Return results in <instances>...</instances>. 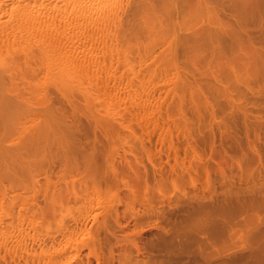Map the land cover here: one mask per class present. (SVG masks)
Masks as SVG:
<instances>
[{
	"label": "rangeland",
	"instance_id": "374dc122",
	"mask_svg": "<svg viewBox=\"0 0 264 264\" xmlns=\"http://www.w3.org/2000/svg\"><path fill=\"white\" fill-rule=\"evenodd\" d=\"M3 1L6 4V8L8 9L12 4L11 2L14 0ZM133 1L130 0L131 3ZM146 1L149 4H146ZM150 1L151 0H141L140 3L139 0L140 6L137 5L138 0L137 2H135L136 4L133 3V5L130 2H127L125 4L123 3L124 6L128 4L126 9H129L128 11L124 9L126 8V6H123V9L118 8L117 5L113 7L114 11L117 7V12L115 11L116 14L120 9L121 12H123V14H121L119 11V14L121 16L117 14V17L121 18L122 16H124V11L128 14L126 13L125 18H123V26L121 24V21H123L121 20L122 18L120 20L118 18L115 24V27H117L120 23V25L117 27V30L122 29V33L125 32L123 33L125 36L122 38V41H120L119 38L121 39L123 35L121 36L117 33V37L120 35L117 40L115 36L116 34H112L113 28L111 27H114V25L107 27L108 30H106L105 28V32L110 33L111 31L112 35L107 33L109 37L106 39L103 38V42L105 40L108 41V39L110 38V42L108 41V43H105L107 42L105 41L104 43L107 46L110 43L109 48L112 46V53L111 51L108 53L111 54L110 58L112 57L113 59H116V61L114 60L115 62H113V66L110 59V62H106L108 63V65L106 64V67H108L110 63L111 67L113 68L110 69L108 67L110 71L104 70L106 68L104 66L105 68L96 67L97 69L94 67L97 73L94 71V68H91V70L90 68H85V70H87L86 72L80 69L83 68L80 67V65H76L75 69L73 70L74 67H71V65H69V63H67V61L65 62L64 60L70 57L72 60L78 63L80 60H83L85 58V53L78 50H75V52H73L72 45H70L71 43H69V41L67 40H64L66 42H63L62 40V44L61 42L58 43L57 41H55L54 44L50 43V46L48 48L53 46V49H46L49 42L46 43L47 46H43L45 49L42 47L44 50H48L47 55H49V58H52V56L57 53H55V50H58L59 54L54 55V57H57L56 59H54L58 61V63L54 62L55 60H52L54 62L53 63L52 61H50L51 59H49L45 55V53L41 54L39 52L40 50L41 52H43V49H41V47L34 48L37 47L40 43V40L36 39H45V37H43L45 35L41 34L38 30V32L36 30L35 31L40 34L35 35V33H33V36L35 37H28V43L27 39L25 38V42L23 41L24 39L22 41L21 39L19 40L21 41V43L24 42V44H28L27 47L20 42L15 44V47L14 45H11L10 48L14 47L13 50H10L8 48L9 46L5 47L10 50V53L8 52L10 56L7 53L4 54L3 58L6 55L4 59L0 58L2 60L6 59L5 62L3 61V63H0V67L5 63L6 65L11 66L13 69L12 72H10L9 69L8 72H5L3 70L5 73H8V75L12 73L11 76L14 75L17 71L18 72L15 76L16 79L14 76L12 78H10V76L9 78L5 79V77H7L8 75L6 76L3 71L1 73H3V76L5 77L0 74L4 79V84H7V82L5 83V80L7 81L8 79L17 80V82L14 80V83L11 82L12 80H8V83H11V87H8V85L5 87L4 85H2L3 87L0 86V96L3 93L5 97V99H2L0 97V103L1 101L4 103V109H6L7 107L6 110H8L10 114L3 109L4 106L0 107L1 109H3V111H0H2V113L4 112L6 114V117L8 116V114L10 116L11 113L13 114L12 108L14 107H12L11 105L15 106L14 103H19V99H16L15 97V94L17 95V91L20 94L22 92L21 95L19 94L20 96L17 95V98L20 97V100L25 101V96L27 95L29 99H26V102H33V104L29 103V106L27 108L25 104L24 106L21 103L17 105L18 107H21V109H28V113L29 111H32L33 113L37 109V111H39L38 113L41 114V112H43L42 110L45 108L43 107V104L44 106L46 104V107H50L47 109L52 108L54 109V111L56 110L57 115L54 114L55 121L57 120L58 122L63 119L65 121L63 122L64 124L67 122V126L65 127L71 125V127L75 126L78 130L80 129L79 131H76V128L74 127L75 131L73 132V129L71 130L69 128V130H71L69 131V133L73 132V134H76H74V137V135L72 136L71 134V136H69V133H67L68 131L66 130H64L66 131V133L64 134L63 129H61L62 126L59 127L58 124H55V126H57V129H61V137L57 135L58 138L56 140L59 139V141H62V137H65V139L63 140L65 142L67 141L68 146L70 147L68 152H70V150L72 149V145L73 148H76V144H78L82 140L81 143L87 145L86 146L82 144L83 146H86V148H88L90 147L89 145H91L93 150H96L95 153L93 152L95 154L94 156L96 160H94L95 163L93 162V160H91L90 162L89 160H87L89 166H87L88 163L86 162V160H84L83 164L82 160H80V163L78 164L77 161L79 160V158H82L81 156L78 157L77 161L74 160V162L76 161L75 165L72 164L74 162H71V160H69V162H71V166H73L76 170L68 164L69 162H66L68 160H65L64 162L63 160H61V164L59 161L53 160L55 162V166L53 165V162H50V164L52 165L46 164L47 167L51 166V181L48 184V188L52 190L51 195L53 194V190L55 191V195H53V197L49 196V191L51 190H48L47 193L42 194V190H40L41 192L37 191L35 193L33 191L34 187L31 188V186L36 185L33 184V176L35 175H37L36 180L39 183L37 184V186L40 185L37 188H42L46 184L43 173L39 172L41 169L34 170L37 168H35V166H38L37 164H35V166H24V168L28 169L27 171L24 168V170H22V166H20V169L22 171H17L15 170L16 166H14L15 168H13V170L14 172H17L19 180L17 179L18 182L15 181L16 184H14L16 190L12 189V192L11 190L10 192L8 190V188H10V183L6 178L8 174L2 171L3 173H1V175H4V173L7 174V176L5 175L6 177L4 176L5 180L7 181L3 179V175H0L2 177L1 180L3 183V186L0 184V187H4L5 185V189L0 188V264H51V262L52 264H58L59 260H61L59 264H264V41H262L264 40V0H193V2L191 3H195L196 5L197 2L198 9L194 4L193 5L196 8H193L191 3L190 4L192 7L188 5L189 1H186V3L188 2V4H186L184 2L185 0H153L151 1L152 3ZM124 2H126V0ZM142 2L145 3H143L142 5ZM176 2H178L179 4ZM180 2H183L182 5L185 4L186 6H181ZM120 3L119 6L122 7L123 4ZM153 3H155L156 6L155 4L152 6L151 4ZM198 3H203V6L198 5ZM225 5H228L229 7H226H228V9H231V11L234 10L233 13L237 14L235 15L231 13L230 10L226 12L227 9L225 8ZM138 6L140 9H138ZM146 6H148L149 8H146ZM179 6L181 9L179 8ZM154 7L156 8L154 9ZM218 7L220 8V10H217L219 9ZM222 8H224V11ZM145 9L154 11L153 13L149 12L151 15L154 14L152 16L150 15L153 19L150 22L151 24H148V18L145 19V16L143 17V13L146 14L145 11L143 12V10ZM157 10L159 11V13H157ZM209 10L211 12L213 11L212 13H214L215 11L214 16ZM160 11H164L163 14ZM200 11L201 15L199 14ZM217 11L220 12L217 13ZM205 14L207 17L205 16ZM4 15L1 14V20L3 18H7V15ZM223 16L226 18V20ZM231 16L234 17L232 18ZM238 16H240V18ZM209 17L212 20L209 19ZM218 17L220 20L218 19ZM168 18L170 20H167ZM213 18H216V20H214ZM222 18L223 21H221ZM118 20L120 22H117ZM226 21L228 24H226L225 27V24L222 25V23ZM161 22L162 24H164L162 25ZM183 22L186 26L183 24ZM146 24L147 27H145ZM137 25L139 26L138 30L136 29ZM120 26L122 27L120 28ZM245 26L251 31H247ZM250 26H254L253 29L249 28ZM37 27H41V24ZM115 27L113 29V32H115L114 30H116ZM148 27H150L151 29ZM170 27H172V31ZM146 28L148 29V32H151H149L150 34L147 32ZM157 28L162 31H159ZM194 29L197 31H195ZM244 29L245 31H242ZM169 30L170 32H168ZM235 30L237 32H235ZM35 31L33 30L32 32ZM207 31L210 32L209 35H212V33H218V31L220 33L222 32V35H219V33L217 34L218 36L212 35L214 38L212 36L208 37ZM156 32H158L159 35ZM198 32L201 34H199ZM106 33L105 35H107ZM236 33L238 35H236ZM20 34L22 36L25 35L22 31ZM131 34L133 36H131ZM137 34L138 38H136ZM180 35H183V37ZM201 35H203L204 37ZM223 35L225 36V38ZM114 36L117 42L116 40H114ZM149 36L151 37V39ZM168 36H170L171 41L169 40ZM196 36H198L197 39ZM249 36H251V39H248ZM0 37H2V35H0ZM178 37L180 38L181 43L185 41L187 42V45H185L186 43H183L182 45L178 44L180 43ZM29 38H32L33 40H31L33 42L30 41ZM184 38L187 39V41ZM194 38L197 40V42ZM46 39L48 40L47 37ZM157 40L160 41V44ZM44 41L46 40H43V43L41 42L39 46L46 45L44 44ZM169 41L170 45H168ZM189 41L191 43L193 42L192 46L196 43L195 47L197 46V48L192 47L193 49L191 51V45H188L190 44L188 43ZM198 41L200 42V44L198 43ZM29 42L32 43L31 46H33L34 50L31 49V51H34V55L32 54L33 52L30 51V48L32 47L30 46ZM50 42L52 41L50 40ZM157 42L159 45L156 44ZM235 42L238 44H236ZM56 43L57 45H55ZM118 43L121 47L118 45ZM214 43L217 44L214 46ZM222 43H226V45ZM18 44L20 46H18ZM35 44L36 46H34ZM59 44L62 45V49L61 46L60 48L58 47ZM65 44H67V46ZM128 44L130 46V48L128 47L129 50L133 51L134 49L132 54H128L131 56L130 63L126 62V60H129V56L126 55V53L130 52L128 51V49L126 52V46H128ZM197 44L200 46H198ZM16 45L17 47H19V52L21 51V49L23 50L24 47H26V49L29 47L28 49L31 53L27 55V59L30 57L28 60L21 59V56L24 54L23 52H20L23 53L20 54L18 51H14L17 50ZM63 45L64 47H66L63 48ZM115 45H117V47ZM204 45L207 47H205ZM234 45L236 46L235 50ZM122 46H125V49H123ZM210 46L211 49L209 48ZM213 46L214 48H216L213 49ZM140 47L141 49L143 48V50H140ZM167 47L169 48V50ZM198 47L202 49V52L203 50L205 52H200L201 50H199ZM5 48L3 47V49ZM109 48L107 51L110 50ZM217 48L219 49V51ZM226 48L228 49L225 50ZM35 49H39V51ZM117 49L120 50L119 53L117 52ZM177 49H179L180 51ZM194 49H197L201 54L199 55V53ZM69 50H71L72 52ZM244 50L245 52H241ZM249 50L251 53L249 52ZM12 51H14L15 53ZM36 51H38L41 55L44 54L47 58L45 56L44 58L43 56L39 57L41 55H39L38 52L36 53ZM49 51H51V54H49ZM167 51H170L169 54H171L172 56L168 55ZM190 51L194 55H191ZM222 51L224 52L223 56L225 54L226 56H222ZM3 52L6 53L7 51L3 50ZM17 52L20 54L18 55L19 57L15 56ZM52 52H54V54ZM177 52H179L180 55H178L179 53ZM196 52L199 56H196ZM217 52L221 56H219ZM35 53L37 54V56L39 55L38 58L37 56H35ZM120 53H122L121 55L123 56H121ZM202 54L203 56H201ZM229 54L232 58H228ZM2 55L3 53L1 54V57ZM59 55H62V57H64L65 55L66 59L62 58L60 60L61 56L60 58H58ZM189 55L192 57H190ZM216 55L217 58H222V61H217L218 59L216 58ZM252 55L253 57L251 58ZM14 57L17 59L14 60ZM32 57L34 59H31ZM126 57L128 58L125 59ZM193 57H195L194 60ZM248 57L252 59L253 63L249 61L250 59ZM196 59H198L199 61L197 60L198 62H196ZM207 59L208 61H210L208 62ZM231 59L234 61L232 64H230L232 62ZM234 59L236 61L240 60V62H236ZM253 59L256 60L254 61ZM2 60L0 62H2ZM16 60L17 62L15 63ZM37 60L40 62H36ZM46 60L49 61V65L47 64V66ZM227 60L229 64H227ZM34 62L39 64L37 65L38 68L37 66H34V64H36ZM59 62H61L62 64H60ZM63 62L67 65H65ZM56 63L60 66H63L64 64L66 66V70L68 69L67 72L70 71V73L68 72L70 77H72L73 75L72 71L75 72L76 69L79 68L78 71L80 72H75L77 75L81 73V75L78 76L79 79L82 80L80 81L82 83L76 81L78 84H81H79V86L76 83L79 88L75 84L71 86L72 81H74L72 80L73 78L70 79L72 81H70L69 83H67L69 80L66 82L63 81L66 78L57 81H63V84L61 82L59 83H61L62 85L67 84L65 86H60L58 83L56 85V82H53L55 81V79L53 80V77H55L57 80L58 78L56 76L59 75L60 71V67ZM222 63L225 64L223 65ZM237 63L239 66L237 65ZM248 63L250 65H247ZM44 64L46 68L44 67ZM127 64L128 66H130L129 64L132 65L135 73L131 71L132 68H129ZM234 64H236L238 67H236ZM6 65L5 67L3 66L4 69L7 68ZM40 65H43V67ZM53 65H55V67ZM150 65H153L154 67L152 66L150 69ZM241 65L243 66L244 70L238 69ZM244 65L245 67H247L245 68ZM57 66L59 70L58 68L56 70ZM48 67H51L54 71L52 69L49 70ZM139 67L141 68L139 69ZM146 67L150 70H148ZM33 68H35L36 71H33L35 70ZM126 69L130 71V74L134 73V75H136L137 77L141 76L143 77V79L145 78L144 82L142 83L141 81L143 79L140 80L141 77L138 80L142 84L143 88L146 86V88H144L145 90L143 89L144 91L140 89L142 88L140 83L132 84V86L134 85V88L131 89L130 84L132 80H137V77L134 78L132 77L134 75H130L129 73H127V71L125 72ZM137 69H139L138 73ZM88 70L91 72L93 70V72L90 73ZM116 70H119L117 73L118 77L121 76V74H123L125 77H122V75L121 79H113L115 78L114 75L116 74L114 73L117 72ZM236 70L238 74H235ZM13 71H15V73H13ZM83 72H85V75L87 77H89L88 73L92 74V76L93 73H95V75L97 74L96 76L100 74L99 77H101L102 80L99 77L98 80H91V76L88 78V80L83 75ZM108 72H111L110 74H112L111 76L113 77L108 76ZM232 72H234V74ZM68 73H66L67 75L65 76L69 78ZM75 73L74 77L76 78L74 79L76 80L78 79V76H76ZM26 74L28 75L26 76ZM39 74L43 75V77ZM47 74H50L51 76H48ZM53 74L56 76H54ZM20 75H22V77ZM23 75H25L26 77H23ZM128 75H130V77H128ZM18 76L22 78H20V81L17 79L19 78ZM161 76L162 78L167 76V79H162ZM109 77L112 78L114 82ZM126 77L130 78L129 80L127 78V82H129V85L126 84L127 82H125ZM156 77H158L159 79ZM23 78H26L25 81L23 80ZM27 78L29 79L28 81ZM146 78L149 81H151L152 78L156 80V83L157 81L158 83L160 82L159 84L155 83L156 85H153L156 89V94L154 93V89L152 88L151 83L153 82H149L151 87L147 86L149 85V83H147V85L145 84V82L148 81L146 80ZM86 79L88 80L89 84H85L87 82ZM109 79L111 81H108ZM117 79L118 81L115 82ZM2 80L0 81V84H2ZM119 80L121 81V83ZM83 81L84 86H82ZM165 81L167 82L165 83ZM182 82L184 83V85H182ZM117 84H122L123 87L124 85L125 87L127 85L128 89L130 87L131 90H129H133V94L137 96L136 98L139 97L141 99V102L140 100L138 101L132 96L134 99L130 97L129 100H136L137 103H128L129 101L126 103L124 100L128 98L127 96L133 94L132 92L129 93V91L126 95L125 90L127 88L125 89L121 86L122 93H124L122 94L121 91L119 92L120 86ZM137 84H139L140 87H137ZM48 85L50 86V88ZM12 86L16 89L14 93L13 91L15 89H13L12 91ZM95 86L96 88L97 86H100L98 91L97 89H94ZM149 87L152 89L153 94L150 93L151 89ZM6 88H10L8 89V92ZM71 88L73 91H75L76 89L77 92H73ZM84 88L87 90H84ZM115 88L116 91H118L117 93L115 91ZM68 89H70V92L68 91ZM50 90L52 91L50 92ZM57 90H59L58 93ZM145 91H147V93H145ZM68 92L69 94L67 97ZM101 92H103L104 94H102ZM148 92L150 93V95ZM84 93H86V95ZM107 93L108 95H106ZM23 94H26L24 95V99H22ZM90 95L93 96L91 97ZM125 95L126 97L123 98ZM151 95L152 99L150 98ZM155 95L156 97L154 98ZM84 96L86 99H84ZM89 98L93 101H90ZM109 98L112 99V101ZM117 98H123L122 102L120 101V99L119 101H117ZM34 100H36V102ZM153 100L154 103L152 102ZM91 102L93 103V105L95 102V105H91ZM141 103L147 108L144 107ZM130 104H137V106L140 104L142 105V107L140 106V108L138 106V109L135 108V111L131 110V107L129 108ZM26 105H28V103H26ZM60 105L62 108L60 107ZM33 107L36 108L35 111ZM40 107H43V109ZM54 107L57 108L55 109ZM121 107H124L123 109L126 111H121ZM47 109L45 108V111L41 115L37 113H35V116L34 113L32 115L31 113L28 114L31 115L29 120H31V118L34 116V120L32 118V123L31 121L29 122L27 120V113L25 117H22L23 119L19 117L21 118L19 119V121L24 120L21 121L22 123L26 120V122H29H27V124L30 125L31 129H38L41 120L46 122L47 119L49 129L53 130V124L49 122H54V120L52 119L53 116L51 113H49V111H47ZM58 109L59 111H61L60 113H57ZM14 111H16L15 108ZM20 111H16V114L20 113ZM131 111L135 112L133 113ZM64 112L66 113L65 116H63ZM147 112H153L154 114H150ZM4 116L5 115H2L1 117L3 118ZM56 116H60L61 119L59 118L60 120H58ZM6 117H4L3 119L5 120ZM14 117H16V115ZM14 117H12V119ZM147 117H151L154 122H152L153 120H151L150 118L149 119L151 121L148 120ZM12 119H10L9 116L8 119H6L7 122L0 119L2 121L1 125H3L4 127V129L2 127L3 132H0V134H2L1 136L5 137L7 135L4 134L5 132L8 133V131L6 130V127L8 126V128L10 127V135L12 138H14V141L16 140L17 142H20V139L22 140V142L18 143L17 146H19L21 149L23 147L31 146L30 138H26L25 136V130L29 129L27 124L26 127L23 124V126L17 127L19 122H16V120ZM36 120H38L39 122H36ZM146 120L152 122V124ZM13 121L17 123V128L15 127L16 130L12 129L14 127L13 125L15 124ZM33 121L37 124L35 123V125ZM155 122L158 125H156V127L153 125L155 124ZM147 123H149L150 125ZM31 124L34 125L31 127ZM59 124L62 125L60 122ZM43 127H41L40 124L39 129H42ZM17 130L19 131L17 132ZM12 133L14 134L12 135ZM66 136L68 140L66 139ZM70 137H72V139L74 138V144L77 142L75 145L71 143L72 140L69 139ZM8 138L9 137L6 136V139ZM17 139H19V141ZM51 139L53 140L54 137H51ZM76 139L81 140L78 142V140ZM41 140L43 139L41 138ZM46 140L44 141L48 143V136L46 137ZM6 141L9 142V140ZM14 141H11L12 144ZM68 141L70 142V144ZM12 144H10V147ZM12 147L14 146L12 145ZM81 147L82 146L79 145V149H81ZM52 148H54V151L56 152L55 147L53 146ZM86 148H84V150ZM90 148H88L87 151H89ZM74 151L77 152L76 150ZM80 151H82V149ZM50 153L48 154L50 155ZM80 153H82V155L84 154L83 152ZM74 155H79V153H76ZM34 156L35 155H33V157ZM40 161L42 162V160H39L38 162ZM47 161L49 163V160ZM29 162H31V160ZM91 162L94 165H92ZM63 164H65L66 166L65 171L63 170L64 168H61L64 167ZM67 166H69V168ZM18 167L19 165H17V168ZM60 168L62 170H60ZM70 169L71 171H69ZM32 171L34 172L32 173ZM79 171L82 173L80 174ZM41 172H43V170H41ZM27 173L30 177H27ZM31 173L32 175H29ZM78 173L79 175H77ZM25 176L27 180H25ZM83 177L84 180L80 182ZM134 177H137L135 182L133 181ZM23 183L25 184V186ZM63 183L68 184L64 185ZM21 184L23 185V187H28V189L22 188ZM30 184H32L30 187L27 186ZM130 184L133 187L130 186ZM13 186L14 185H12V187ZM67 187H69V189L70 187H74L75 190H72H74V192L78 191V193H74L75 195L72 194L73 191L71 189L69 190ZM60 190L62 192H60ZM3 192L4 194L2 195ZM13 192H17V194L19 192L21 195L18 194V196H21V198H18L17 200L15 198L17 194ZM33 192L35 193V195ZM69 193L71 195H69ZM31 197L33 200H31ZM21 199H23V201ZM10 201L11 203H9ZM75 236H77V239H82V244L80 243V241L77 242V239L74 240ZM66 240H70L71 244L68 243L65 245ZM66 254H69V256Z\"/></svg>",
	"mask_w": 264,
	"mask_h": 264
},
{
	"label": "bare ground",
	"instance_id": "6f19581e",
	"mask_svg": "<svg viewBox=\"0 0 264 264\" xmlns=\"http://www.w3.org/2000/svg\"><path fill=\"white\" fill-rule=\"evenodd\" d=\"M120 1H121V3H122V1L123 0H14V1H12L11 3V6H10V3H9V8L7 9L6 8V4L4 3V1L3 0H0V10H1V14L2 15H7V18L6 19H0V35H2V37H0V58H2V59H4L5 57H6V55H5V57L3 58V56H4V54H7L10 50H13V48L15 47V44H17V43H21V41L25 38V39H27V43H28V37H32L34 34L33 33H35V35L36 34H38L37 32L38 31H40V33L41 34H43V35H45V36H43V37H45V39L44 38H39V39H36V40H40V43L43 41V40H46V41H44V44H46L47 42H49V44H48V46H47V44L46 45H42V46H39L40 45V43L39 42H37V43H39L38 44V46L37 47H34V48H39V47H41V49H43L45 46H47L46 47V49H53V46H51L50 48H48L49 46H50V43L51 44H54L55 43V41H57L58 43L59 42H61L62 40H63V42H66V41H64V40H67V41H69V43H71L70 45H72V51L73 52H75V50H78V51H81V52H84L85 53V58L83 59V60H80L78 63L77 62H75L74 60H72L70 57H68L67 59H66V57H65V55H64V57H62V55H59V57L58 58H60V56H61V58H60V60L63 58V59H66V60H64L65 62L67 61V63H69V65H71V67L73 66L74 68H73V70L75 69V67H76V65H80V67H83V68H80V69H82L83 71H86L87 72V70H85V68L87 69V68H90V70H91V68H103L104 66L106 67L107 65H108V63H106L107 61L108 62H110V60H111V63H112V66H113V62H115L116 61V59H113L112 57V59H113V61H112V59L110 58V55L111 54H109L108 52H110L111 51V53H112V50H111V48H112V46L109 48V45H110V43H109V45L107 46L105 43H108V41H109V39H108V41L107 40H105V41H107V42H103V38L104 39H106V38H108L109 36H108V34H110V35H114V34H116L115 36H116V39L118 40V38L120 37V35L122 36L121 37V39L119 38V40L120 41H122V38L125 36L123 33H125V32H123L122 33V29H120L124 24H123V22H124V19L123 18H125V14L127 13V12H125L124 11V16H122L121 18L120 17H117V14H119V11H120V13L121 14H123V12H121V9H123L125 6H126V8H124L125 10L127 9V5L128 4H126L125 6H124V4L125 3H127V2H130V0L129 1H127L126 0V2H124L123 1V5H122V7H120L119 6V3H120ZM133 1V0H132ZM135 1V0H134ZM130 2L132 5H133V3H135V2H137V0L135 1V2ZM143 1H145V0H143ZM149 1V0H148ZM151 1H153V0H151ZM150 1V2H151ZM178 1V0H177ZM180 1H184V0H180ZM186 1H189V4H188V2L186 3ZM195 1H197V0H195ZM205 1V0H204ZM203 1V2H204ZM186 4H188V5H190L191 6V2H193V0L191 1V0H185L184 1ZM208 2V1H207ZM120 3V4H121ZM130 3H129V5H130ZM138 4L137 5H139L140 3H141V0H140V3H139V0H138V2H137ZM143 3H145V2H142V5H143ZM152 3V2H151ZM176 3H178V2H176ZM181 3V2H180ZM183 3V2H182ZM182 3H181V6H186L185 4H183L182 5ZM191 3V4H190ZM206 3V2H205ZM8 4V3H7ZM136 4V3H135ZM146 4H149V3H147V1H146ZM155 3H153V4H151L152 6L154 5ZM179 4V3H178ZM194 5H195V3H193ZM192 4V6H193V8H196L197 7V2H196V7H194V5ZM203 4V3H202ZM202 4H199L198 3V5H202ZM210 4V3H209ZM236 4V3H235ZM242 4V3H241ZM244 4V3H243ZM115 5H117L118 6V8H121L119 11H118V13L116 14V12H117V7H116V9H115V11H114V9H113V7H115ZM145 5V4H144ZM150 5V6H151ZM207 5V4H206ZM212 5V4H211ZM211 5H210V7H211ZM124 6V7H123ZM140 6V5H139ZM139 6H138V9H140L139 8ZM149 6V5H148ZM148 6H146V8H149ZM155 6H156V4H155ZM191 6V7H192ZM203 6V5H202ZM208 6V5H207ZM213 6V5H212ZM226 6H228V5H225V8L227 9L226 10V12L228 11V10H230L231 11V9H228V7H226ZM129 7V6H128ZM137 7V6H136ZM178 7V6H177ZM200 7V6H199ZM133 8V7H132ZM156 7H154V9H155ZM179 8H180V6H179ZM184 8V7H183ZM182 8V9H183ZM187 8V7H186ZM186 8H185V10H186ZM190 8V7H189ZM193 8H192V10H193ZM202 8V7H201ZM204 8V7H203ZM213 8V7H212ZM219 8V7H218ZM143 9V8H142ZM141 9V10H142ZM181 9V8H180ZM197 9H198V7H197ZM211 9V8H210ZM214 9H215V7H214ZM213 9V10H214ZM217 9V8H216ZM223 9V11H224V8H222ZM234 9V8H233ZM129 10V9H128ZM128 10H126V11H128ZM149 9H145V10H143V12L145 11L146 12V14L145 13H143V17L145 16V19H147L146 21L147 22H149L148 24H151L150 22L153 20L152 18H151V16L152 15H154V14H150L149 12H154V11H150L151 10V8H150V10L148 11ZM153 10V9H152ZM179 10V9H178ZM188 10V9H187ZM191 10V11H192ZM202 10V9H201ZM205 10H207V9H205ZM217 10H220V8L219 9H217ZM235 10H236V8H235ZM123 11V10H122ZM131 11H132V9H131ZM130 11V12H131ZM148 11V12H147ZM158 11V10H157ZM166 11V10H165ZM189 11H190V9H189ZM196 11V10H195ZM210 11V10H209ZM233 11L234 10H232L231 11V13H233ZM129 12V13H130ZM161 12V11H160ZM163 12L164 11H162L161 13L163 14ZM181 12V11H180ZM186 12V11H185ZM211 12V11H210ZM213 12V11H212ZM211 12V13H212ZM220 11H217V13H219ZM149 13V14H148ZM157 13H159V11L157 12ZM201 13V11L199 12V14ZM206 13V12H205ZM210 13V14H211ZM223 13V12H222ZM1 14H0V17H1ZM128 14V13H127ZM131 14V13H130ZM145 14V15H144ZM165 14H166V12H165ZM190 14H191V12H190ZM193 14V13H192ZM198 14V13H197ZM204 14V13H203ZM213 14V16H214V14H215V11H214V13H212ZM224 14H225V12H224ZM228 14H230V13H228ZM233 14H237V13H233ZM4 15V16H5ZM120 15V14H119ZM148 15H149V17H148ZM151 15V16H150ZM157 15V14H156ZM159 15V14H158ZM201 15V14H200ZM239 15V14H238ZM121 16V15H120ZM130 16V15H129ZM132 16V15H131ZM162 16V15H161ZM160 16V17H161ZM166 16H168V15H166ZM203 16V15H202ZM201 16V17H202ZM205 16H206V14H205ZM209 16V15H208ZM216 16H217V14H216ZM128 17V16H127ZM160 17H159V19H160ZM207 17V16H206ZM212 17V16H211ZM222 17V16H221ZM224 17V16H223ZM228 17V16H227ZM232 17V16H231ZM234 17V16H233ZM232 17V18H233ZM239 18H240V16H238ZM119 18V20L121 19V20H123V21H121V24H122V26H120V30H121V32H120V30H117V27L120 25V23L118 24V26L117 27H115V24H116V20ZM155 18H156V16H155ZM164 18V17H163ZM196 18H197V16H196ZM200 18V17H199ZM217 18V17H216ZM216 18L214 19V20H216ZM225 18V17H224ZM204 19V18H203ZM209 19H211L210 17H209ZM218 19H219V17H218ZM229 19V18H228ZM236 19V18H235ZM117 21V22H120V21ZM150 20V21H149ZM157 20V19H156ZM163 20H166V19H163ZM167 20H170L169 18L167 19ZM190 20V19H189ZM198 20V19H197ZM200 20V19H199ZM212 20V19H211ZM220 20V19H219ZM218 20V21H219ZM225 20H226V18H225ZM230 20V19H229ZM241 20V19H240ZM145 21V20H144ZM210 21V20H209ZM221 21H223V18H222V20ZM232 21V20H231ZM236 21V20H235ZM234 21V22H235ZM143 22V21H142ZM160 22V21H159ZM165 22V21H164ZM191 22V21H190ZM196 22V21H195ZM204 22V21H203ZM144 23H146V22H144ZM143 23V24H144ZM187 23V22H186ZM194 23V22H193ZM192 23V24H193ZM221 23V22H220ZM243 23V22H242ZM40 24H41V27H37L38 25L40 26ZM161 24H162V22H161ZM164 24V23H163ZM162 24V25H163ZM166 24H167V22H166ZM183 24H184V22H183ZM189 24V23H188ZM195 24V23H194ZM206 24V23H205ZM205 24H204V26H205ZM209 24H211V23H209ZM215 24V23H214ZM223 24H225V27H226V24H228L227 23V21L226 22H224V23H222V25ZM229 24H230V22H229ZM236 24V23H235ZM237 24H238V22H237ZM112 25H114V27H115V29L116 30H114L115 32H113V29H114V27H111V28H113L112 29V34H111V31H110V33H106L105 32V28H106V30H108L107 29V27H110V26H112ZM157 25V24H156ZM162 25H161V27H162ZM185 25V24H184ZM190 25V24H189ZM199 25V24H198ZM220 25V24H219ZM245 25V24H244ZM148 26H150V25H148ZM166 26V25H165ZM170 26H171V24H170ZM186 26V25H185ZM188 26V25H187ZM192 26V25H191ZM196 26V25H195ZM209 26V25H208ZM207 26V27H208ZM235 26V25H234ZM242 26V25H241ZM37 27V28H36ZM145 27H147V24L145 25ZM144 27V28H145ZM160 27V26H159ZM189 27V26H188ZM203 27V26H202ZM243 27V26H242ZM246 27V26H245ZM254 27V26H253ZM253 27H249V28H252L253 29ZM256 27H258V26H256ZM110 28V29H111ZM125 28V27H124ZM138 28H139V26L137 25V30H138ZM148 28H150V27H148ZM164 28V27H163ZM166 28V27H165ZM172 27H170V29H171ZM193 28H194V26H193ZM197 28V27H196ZM199 28V27H198ZM211 28V27H210ZM227 28H228V26H227ZM234 28V27H233ZM127 29V28H126ZM151 29V28H150ZM149 29V30H150ZM154 29V28H153ZM158 29V28H157ZM207 29V28H206ZM237 29V28H236ZM246 29H247V27H246ZM256 29H258V28H256ZM255 29V30H256ZM35 31V32H32V31ZM125 30V29H124ZM146 30H147V32H148V29L146 28ZM155 30V29H154ZM159 30V29H158ZM157 30V31H158ZM166 30V29H165ZM186 30H187V27H186ZM192 30V29H191ZM195 30V29H194ZM225 30H227V29H225ZM231 30V29H230ZM251 31L250 29H247V31ZM16 31H18V32H16ZM21 31L23 32V34H25L24 36H22L20 33H21ZM120 33H119V32ZM127 31V30H126ZM132 31H134V30H132ZM159 31H162V30H159ZM171 31H172V29H171ZM195 31H197V30H195ZM200 31V30H199ZM204 31V30H203ZM209 31H210V29H209ZM209 31H207V35H208V37H210V36H212V35H216V36H218L217 34H219L220 32L218 31V33H212V31H211V33H212V35H209L210 34V32ZM213 31H215V30H213ZM229 31V30H228ZM242 31H245V29L244 30H242ZM257 31V30H256ZM150 32V31H149ZM148 32V33H149ZM168 32H170V30L168 31ZM188 32V31H187ZM190 32V31H189ZM235 32H237L236 30H235ZM234 32V33H235ZM39 33V34H40ZM105 33L107 34V35H105ZM117 33L118 34H120L118 37H117ZM126 33H128V32H126ZM129 33H130V31H129ZM136 33H137V31H136ZM139 33V32H138ZM147 33V34H148ZM151 33V32H150ZM149 33V34H150ZM156 33H158V32H156ZM161 33V32H160ZM163 33V32H162ZM174 33V32H173ZM199 33V32H198ZM203 33V32H202ZM19 34V35H18ZM38 34V35H39ZM140 34V33H139ZM153 34V33H152ZM166 34V33H165ZM178 34V33H177ZM199 34H201V33H199ZM249 34V33H248ZM251 34V33H250ZM261 34V33H260ZM259 34V35H260ZM130 35V34H129ZM133 35H134V32H133ZM132 34H131V36H133ZM158 35H159V33H158ZM179 35V34H178ZM187 35V34H186ZM197 35V34H196ZM219 35H222V32L219 34ZM232 35V34H231ZM230 35V36H231ZM236 35H238L237 33H236ZM4 36V37H3ZM115 36H114V40H116L115 39ZM128 36V35H127ZM138 36V34L136 35V38H138L137 37ZM173 36V35H172ZM180 36H182L183 37V35H180ZM201 36H203V35H201ZM224 36V35H223ZM222 36V37H223ZM245 36V35H244ZM257 36H258V34H257ZM33 37H35V36H33ZM39 37V36H38ZM46 37L48 38V40L50 39L52 42H50V40L48 41L47 39H46ZM113 37V36H112ZM135 37V36H134ZM150 37V36H149ZM169 37V40H170V36H168ZM175 37V36H174ZM184 37H186V36H184ZM204 37V36H203ZM213 37V36H212ZM227 37V36H226ZM250 37V38H249ZM248 37V39H251V36H249ZM254 37V36H253ZM256 37V36H255ZM3 38V39H2ZM133 38V37H132ZM147 38V37H146ZM152 38H153V35H152ZM162 38H163V36H162ZM166 38V37H165ZM179 38V37H178ZM187 38H190V37H187ZM198 38V36H196V39ZM214 38V37H213ZM213 38H212V40H213ZM224 38H225V36H224ZM223 38V39H224ZM236 38H237V36H236ZM262 38V37H261ZM21 39V41H19ZM25 39L23 40L24 42H25ZM32 39V38H31ZM30 38H29V40L30 41H32ZM43 39V40H42ZM113 39V38H112ZM129 39V38H128ZM150 39H151V37H150ZM159 39V38H158ZM183 39V38H182ZM185 39V38H184ZM192 39V38H191ZM195 39V38H194ZM195 39V41L197 42V40ZM218 39V38H217ZM222 39V40H223ZM243 39V38H242ZM247 39V40H248ZM35 40V41H36ZM42 40V41H41ZM117 40H116V42H117ZM125 40V39H124ZM186 41H187V39H185ZM190 40V39H189ZM205 40V39H204ZM210 40V39H209ZM208 40V41H209ZM232 40V39H231ZM255 40V39H254ZM35 41H34V43H35ZM119 41V42H120ZM129 41H131V40H129ZM132 41H133V39H132ZM146 41V40H145ZM149 41V40H148ZM158 42H159V44H160V41L159 40H157ZM163 41V40H162ZM166 41V40H165ZM171 41V40H170ZM170 41H169V44L168 45H170ZM179 41H180V38H179ZM178 41V42H179ZM184 41V40H183ZM224 41V40H223ZM234 41H236V40H234ZM262 41H264V40H262ZM24 42L23 43H21V44H23L24 46H28V44H24ZM33 42V41H32ZM110 42V41H109ZM136 42V41H135ZM158 42L156 43L157 45H159L158 44ZM167 42V41H166ZM202 42V41H201ZM216 42V41H215ZM222 42V41H221ZM226 42V41H225ZM243 42H244V40H243ZM258 42V41H257ZM261 42V41H260ZM36 43V44H37ZM43 43V42H42ZM68 43V42H67ZM121 43V42H120ZM127 43V42H126ZM133 43H134V41H133ZM138 43V42H137ZM141 43V42H140ZM152 43V42H151ZM183 43H186L185 45H187V42H182L181 43V41H180V43H178V44H183ZM188 43H190V44H188V45H191V51H192V49L195 47V44L192 46V43L189 41ZM198 43L200 44V42L198 41ZM203 43V42H202ZM205 43V42H204ZM236 43V42H235ZM259 43V42H258ZM29 44H30V46L32 45V43H30L29 42ZM36 44L34 45V46H36ZM61 44H62V42H61ZM64 44V43H63ZM153 44V43H152ZM174 44V43H173ZM211 44V43H210ZM209 44V45H210ZM217 44V43H216ZM215 43H214V46L216 45ZM218 44H219V41H218ZM222 44H224V45H226V43H222ZM229 44H230V42H229ZM234 44V43H233ZM236 44H238V43H236ZM242 44V43H241ZM260 44H262V43H260ZM11 45L13 46L14 45V47H12V48H10L11 47ZM23 45H21V46H23ZM55 45H57V43L55 44ZM54 45V46H55ZM66 46H67V44H65ZM118 45L120 46V44L118 43ZM127 45V44H126ZM132 45V44H131ZM154 45V44H153ZM177 45V44H176ZM198 45V44H197ZM263 45H264V43H263ZM9 46V47H8ZM18 46H20L19 44H18ZM44 46V47H43ZM60 46H61V49H62V45H60L59 44V48H60ZM65 46V47H66ZM116 47H117V45H115ZM118 46V47H119ZM149 46V45H148ZM180 46V45H179ZM198 46H200V45H198ZM205 46V45H204ZM214 46H213V49H215L214 48ZM219 46V45H218ZM230 46H231V44H230ZM233 46V45H232ZM3 47L5 48V47H8L10 50H8L7 48H5V49H3ZM26 47H22L23 48V50L21 49V47H20V49H21V51L20 52H23V53H20L19 51H18V48L19 47H17V45H16V48H17V50H14L15 52L16 51H18L20 54H23L21 57V59H24V60H26L27 59V55H29L31 52H33L32 54L34 55V49H33V46H31L32 48H30V51H31V49H33L31 52L29 51V47L26 49ZM43 47V48H42ZM64 47V45H63V48H65ZM71 47V46H70ZM121 47V46H120ZM119 47V48H120ZM128 47L130 48V46H129V44H128V46H126V52H127V49H128ZM147 47V46H146ZM178 47V46H177ZM176 47V48H177ZM182 47V46H181ZM190 47V46H189ZM193 47V48H192ZM205 47H207V46H205ZM225 47V46H224ZM235 45H234V50H235ZM243 47H244V45H243ZM250 47V46H249ZM15 48V49H16ZM56 48V47H55ZM108 48L110 49L109 51H107L108 50ZM122 48L123 49H125V46L123 47L122 46ZM132 48V47H131ZM154 48V47H153ZM168 48V47H167ZM195 48H197V46L195 47ZM199 48V50H201L200 52H202V49H200V47H198ZM210 49H211V46L209 47ZM248 48V47H247ZM25 49V50H24ZM45 49V48H44ZM43 49V52H41V50L39 51V49H35V50H38L41 54L42 53H45V55L48 57L49 55H47V51L46 50H44ZM57 49V48H56ZM140 50H143V48L141 49V47L139 48ZM208 49V48H207ZM218 49V48H217ZM221 49V48H220ZM228 48H226L225 50H227ZM241 49H242V47H241ZM3 50H5V51H7L6 53L5 52H3ZM118 50V49H117ZM168 50H169V48H168ZM177 50H179V49H177ZM194 50H196L198 53H199V55L201 54L197 49H194ZM14 51H12V52H14ZM38 51H36V53L38 52ZM44 51H46V52H44ZM53 51V50H52ZM64 51V50H63ZM69 51H71V50H69ZM71 51V52H72ZM128 51H130V52H127L126 53V55H128L129 53H133V51H134V49H133V51H131V50H129L128 49ZM135 51H136V49H135ZM138 51V50H137ZM149 51V50H148ZM180 51V50H179ZM190 51V52H191ZM216 51V50H215ZM218 51H219V49H218ZM221 51V50H220ZM224 51V50H223ZM222 51V52H223ZM230 51V50H229ZM237 51V50H236ZM14 52V53H15ZM17 52V54H15V56L17 57L18 55H20L19 53ZM39 52H38V54H39ZM50 53L49 54H51V51H49ZM57 52V53H56ZM118 53L120 52V50H118L117 51ZM142 52V51H141ZM168 52V51H167ZM170 52V51H169ZM169 52H168V55H171V54H169ZM173 52H174V50H173ZM176 52V51H175ZM196 52V53H197ZM203 52H205L204 50H203ZM202 52V53H203ZM241 52H245V50L244 51H241ZM249 52H250V50H249ZM252 52H253V50H252ZM3 53V55H2V57H1V54ZM10 53V52H9ZM8 53V55L10 56V54ZM35 53V54H36ZM53 54H54V52H52ZM55 53L56 54H59V52H58V50L56 51L55 50ZM125 53V52H124ZM136 53V52H135ZM134 53V54H135ZM177 53H179V52H177ZM193 53H195V52H193ZM198 53L196 54V56H199L198 55ZM212 53V52H211ZM218 53V52H217ZM229 53V52H228ZM234 53H236V52H234ZM251 53V52H250ZM13 54V53H12ZM31 54V55H32ZM41 54H39V55H41ZM52 54V55H53ZM56 54H54V55H56ZM122 53H120V55H121ZM205 54V53H204ZM207 54H209V53H207ZM221 54V53H220ZM223 54H224V52L222 53V56H223ZM232 54V53H231ZM243 54V53H242ZM38 55V56H39ZM44 54L43 55H41V56H39V57H42L43 56V58H44V56H45ZM51 55V56H52ZM54 55L52 56V58H49V59H51L50 61H54L57 57H54ZM147 55V54H146ZM152 55V54H151ZM154 55V54H153ZM161 55V54H160ZM178 55H180V53L178 54ZM191 55H194V54H192V52H191ZM218 55H219V53H218ZM237 55H238V53H237ZM236 55V56H237ZM259 55H261V54H259ZM35 56H37V54L35 55ZM38 56H37V58H38ZM45 56V57H46ZM121 56H123V55H121ZM129 56V60H126V62H129L130 63V55H128ZM137 56V55H136ZM172 56V55H171ZM190 56V55H189ZM201 56H203V54L201 55ZM200 56V57H201ZM219 56H221V55H219ZM218 56V57H219ZM224 56H226V54L224 55ZM223 56V57H224ZM234 56V55H233ZM240 56H242V55H240ZM258 56V55H257ZM12 57V56H11ZM19 57V56H18ZM24 57V58H23ZM46 57V58H47ZM145 57V56H144ZM151 57V56H150ZM179 57V56H178ZM190 57H192V56H190ZM199 57V58H200ZM208 57V56H207ZM206 57V58H207ZM232 58L231 56H230V54H229V56H228V58ZM249 57H250V55H249ZM248 57V58H249ZM253 57V55L251 56V58ZM30 58V57H29ZM28 58V59H29ZM36 58V57H35ZM36 58V59H37ZM45 58V59H46ZM55 58V59H54ZM128 57H126L125 59H127ZM166 58V57H165ZM174 58H175V56H174ZM197 58V57H196ZM204 58H205V56H204ZM214 58H215V56H214ZM216 58H217V55H216ZM241 58V57H240ZM242 58H244V57H242ZM256 58V57H255ZM2 59H0V61L2 60ZM15 59H17V58H15L14 57V60ZM27 59V60H28ZM31 59H34L33 57L31 58ZM44 59V60H45ZM48 59V60H49ZM110 59V60H109ZM152 59V58H151ZM150 59V60H151ZM192 59V58H191ZM190 59V60H191ZM195 59V57H193V60ZM218 60L217 61H222L221 59H219V58H217ZM226 59V58H225ZM237 59V58H236ZM250 59V58H249ZM6 60V59H5ZM5 60H2V62H0V63H3V61L5 62ZM12 60V59H11ZM38 60H40V59H38ZM36 61V62H40V61ZM59 60V59H58ZM115 60V61H114ZM122 60V59H121ZM120 60V61H121ZM175 60V59H174ZM179 60V59H178ZM192 60V61H193ZM198 59H196V62H198L197 61ZM201 60V59H200ZM235 60V59H234ZM245 60V59H244ZM254 60V59H253ZM256 60V59H255ZM254 60V61H255ZM33 61V60H32ZM35 61V60H34ZM52 61V62H53ZM139 61V60H138ZM162 61H163V59H162ZM203 61V60H202ZM207 61H208V59H207ZM210 61V60H209ZM208 61V62H209ZM231 63L230 64H232L234 61L231 59ZM236 61V60H235ZM243 61V60H242ZM249 61H251L252 62V59H250ZM12 62H14V61H12ZM17 62V60L15 61V63ZM36 62H34V63H36ZM46 66H47V64L49 63V61H47L46 60ZM54 62H57L58 63V61H54ZM53 62V63H54ZM132 62V61H131ZM170 62H171V60H170ZM178 62V61H177ZM180 62V61H179ZM195 62V61H194ZM205 62H206V59H205ZM207 62V63H208ZM215 62V61H214ZM226 62H228V60L226 61ZM236 62H240V60H237ZM256 62H259V61H256ZM255 62V63H256ZM32 63V62H31ZM53 63H51V64H53ZM56 63V64H57ZM60 64H62L61 62H59ZM64 63V62H63ZM135 63V62H134ZM133 63V64H134ZM145 63V62H144ZM148 63V62H147ZM146 63V64H147ZM150 63V62H149ZM169 63V62H168ZM181 63V62H180ZM211 63V62H210ZM218 63V62H217ZM253 63V62H252ZM55 64V65H56ZM65 65H67L66 63H64ZM63 64V66L61 65H59V64H57L59 67H60V71H59V75L58 76H56V75H54V76H56L58 79L56 80V78L55 77H53V80L55 79V81H53L56 85H57V83L61 86L62 84H63V81H68L67 83H69L70 81H72V80H74V81H72V84H71V86L72 85H77L78 83L76 82V81H82L81 79H79V76L78 75H81V73L80 74H76L77 72H80V71H78V69L79 68H77L76 69V73L74 72V71H72L73 72V75H72V72H71V75H72V77H70L69 76V73H70V71H68L67 72V70H66V66ZM107 64V65H106ZM126 64V63H125ZM132 64V63H131ZM131 64H129L130 66H128V64H127V66L129 67V68H132V72H134V70H133V67H132V65ZM145 64V65H146ZM212 64V63H211ZM214 64V63H213ZM220 64V63H219ZM223 65L225 64V63H222ZM227 64H229V62L227 63ZM5 65H6V63L5 64H2V66L0 67V74L3 76L4 74L7 76L8 75V73H5L6 71L8 72V69H9V71L10 72H12V67L11 66H9V65H6V67L7 68H5L4 69V67H5ZM33 65V64H32ZM37 65H39L38 63H36V64H34V66L36 67ZM49 65V64H48ZM55 65H53L54 67H55ZM116 65H117V62H116ZM148 65V64H147ZM168 65V64H167ZM236 67H238L239 65H238V63H237V65L236 64H234ZM242 65H243V63H242ZM240 66L238 69L239 70H244V68H243V66ZM245 65H246V63H245ZM245 65H244V67H245ZM247 65H250L249 63L247 64ZM252 65V64H251ZM4 66V67H3ZM9 66V67H8ZM40 66H42L43 67V65H40ZM52 66V67H53ZM58 66L56 67V70H57V68H58ZM137 66H138V64H137ZM153 66V65H152ZM151 65H150V69H151V67H152ZM165 66V65H164ZM177 66V65H176ZM16 67V66H15ZM44 67H45V64H44ZM70 67V66H69ZM104 67V68H105ZM110 69L112 68L111 67V65H110V63H109V66H108ZM108 67H106L104 70H108V71H110V69L108 68ZM115 67V66H114ZM136 67V66H135ZM142 67V66H141ZM141 67H139V69L141 68ZM154 67V66H153ZM162 67H163V65H162ZM179 67V66H178ZM234 67V66H233ZM241 67H242V69H241ZM247 67V66H246ZM245 67V68H246ZM251 67V66H250ZM37 68H38V66H37ZM46 68V67H45ZM95 68H94V71H95ZM96 68V69H97ZM108 68V69H107ZM121 68H123V67H121ZM126 68V67H125ZM147 68V67H146ZM145 68V69H146ZM168 68V67H167ZM166 68V69H167ZM229 68V67H228ZM231 68V67H230ZM252 68V67H251ZM15 69V68H14ZM17 69V68H16ZM33 69H35V68H33ZM48 69L50 70V69H52L51 67L49 68L48 67ZM47 69V70H48ZM113 69V68H112ZM115 69V68H114ZM118 69V68H117ZM135 69V68H134ZM139 69H137V73H138V70ZM148 70H150L149 68H147ZM163 69V68H162ZM180 69V68H179ZM237 69V68H236ZM5 72H4V71ZM41 70H42V68H41ZM48 70V71H49ZM53 70V69H52ZM58 70H59V68H58ZM82 70H81V72H82ZM123 70V69H122ZM147 70V71H148ZM160 70V69H159ZM169 70V69H168ZM184 70V69H183ZM182 70V71H183ZM3 71V73H1ZM16 71V70H15ZM15 71H13V73H15ZM25 71V70H24ZM33 71H36V69L35 70H33ZM38 71V70H37ZM54 71V70H53ZM89 71V70H88ZM98 71V70H97ZM106 71H105V73H106ZM112 71V70H111ZM117 72H115L114 74H116L117 75V77H116V75H114V77L115 78H113V79H116V78H118V79H121V76L123 75V74H121V76H119L118 77V71L119 70H116ZM124 71V70H123ZM123 71H122V73H123ZM127 71V73H129L130 74V71H128V69H126L125 70V72ZM145 71V70H144ZM232 71V70H231ZM249 71V70H248ZM9 72V73H10ZM18 72V71H17ZM16 72V73H17ZM90 73H92L93 72V70H92V72L91 71H89ZM96 72V71H95ZM164 72V71H163ZM180 72V71H179ZM185 72V71H184ZM16 73L14 74V75H12L11 76V74L12 73H10V75H8L7 77H5V76H3V77H5V79H7V78H9L10 76V78H12L13 76L15 77L16 76ZM41 73V72H40ZM53 73V72H52ZM66 73H68V76H69V78L68 77H66L65 75H67ZM74 73L76 74V76H78L77 78L78 79H74V78H76V77H74L75 75H74ZM84 73V74H83ZM82 74L88 79L90 76H91V80H93V79H101V77H99L100 76V74H98V76H96L95 75V73H93V76H92V74H90V73H88V76L89 77H87L86 75H85V72H83ZM97 73V72H96ZM109 73V72H108ZM111 73V72H110ZM109 73V75L108 74H106V75H108V76H111L112 74H110ZM113 73V72H112ZM120 73H121V71H120ZM120 73H119V75H120ZM135 73V72H134ZM134 73L133 74H130V75H134ZM160 73V72H159ZM162 73V72H161ZM168 73V72H167ZM181 73V72H180ZM179 73V74H180ZM233 74H234V72H232ZM237 73V70H236V72H235V74ZM28 74H30V73H28ZM28 74H26V76L28 75ZM42 74V73H41ZM41 74H39V75H41ZM145 74V73H144ZM169 74V73H168ZM173 74V73H172ZM178 74V73H177ZM238 74V73H237ZM0 75V78H2L3 79V77ZM39 75H38V77H39ZM48 76H51L50 74H47ZM126 75V74H125ZM130 75H128V77H130ZM139 75V74H138ZM160 75V74H159ZM163 75V74H162ZM241 75V74H240ZM21 77H22V75H20ZM20 76H18L19 78H17L19 81L22 79ZM25 75H23V77H26ZM42 77H43V75H41ZM45 76V75H44ZM95 76V77H94ZM144 76V75H143ZM157 76V75H156ZM164 76H165V74H164ZM172 76V75H171ZM174 76V75H173ZM82 77V76H81ZM97 77V78H96ZM99 77V78H98ZM111 77H113V76H111ZM122 77H125L124 75L122 76ZM128 77H126L125 79H126V81L125 82H127V78ZM132 77H137L136 75H134V76H132ZM139 77V76H138ZM137 77V82L135 81H133L132 80V82H131V89H133L134 87V85L132 86V84H136V83H140L138 80L140 79V77L138 78ZM147 77V76H146ZM167 77V76H166ZM166 77H164V78H166ZM170 77V76H169ZM177 77V76H176ZM188 77V76H187ZM187 77H186V79H187ZM21 78V79H20ZM29 78H31V77H29ZM52 78V77H51ZM64 78H66L65 80H63L62 82L61 81H59V82H61V83H59V82H57L58 80H62V79H64ZM68 78V79H67ZM71 78H73L72 80H70ZM110 78V77H109ZM134 78H132V79H134ZM148 78V77H147ZM146 78V80H148ZM156 78H158V77H156ZM161 78H162V76H161ZM164 78H162V79H164ZM174 78V77H173ZM179 78V77H178ZM2 79H0V81L2 80ZM15 79H16V77H15ZM14 79V80H15ZM25 79L26 78H23V80L25 81ZM47 79V78H46ZM86 79V80H87ZM110 79H112V78H110ZM108 80V81H111V80ZM113 79H112V81H113ZM118 79L115 81V82H117L118 81ZM130 78H128V80H129ZM143 79V77H141V79L140 80H142ZM145 79V78H144ZM144 79L141 81V83L142 82H144ZM159 79V78H158ZM167 79V78H166ZM169 79V78H168ZM185 79V80H186ZM9 80V79H8ZM8 80L6 81L5 80V83L7 82V84H4L3 82H4V79L2 80V84H0V86L1 87H3L2 85H4V87L5 86H7L8 85V87H11V83L9 84L8 83ZM12 80V81H11ZM11 80H9V81H11L12 83H14L15 81L17 82V80H13V79H11ZM22 80V81H23ZM29 79L27 78V81H28ZM31 80H33V79H31ZM44 80V79H43ZM42 80V81H43ZM89 80V79H88ZM88 80H87V82L85 83V84H89L88 83ZM102 80V79H101ZM104 80V79H103ZM152 80H155V79H152L151 78V81H147V82H145V84L147 85V83H149V82H153V83H151L152 84V88L154 89L153 91H154V93H155V91H156V89H155V87L153 86V85H156L157 83H158V81H157V83H156V80L155 81H152ZM161 80V79H160ZM159 80V81H160ZM171 80V79H170ZM169 80V81H170ZM173 80V79H172ZM180 80V79H179ZM14 81V82H13ZM21 81V82H22ZM23 81V82H24ZM36 81V80H35ZM34 81V82H35ZM37 81H38V78H37ZM100 81V80H99ZM105 81V80H104ZM120 81V80H119ZM123 81V82H124ZM131 81V80H130ZM22 82V83H23ZM31 82H33V81H31ZM102 82V81H101ZM114 82V81H113ZM167 81H165V83H166ZM25 83H27V82H25ZM51 83V82H50ZM77 83V84H76ZM80 83H82V82H80ZM79 83V84H80ZM104 83V82H103ZM109 83H112V82H109ZM120 83H121V81H120ZM140 83V84H141ZM156 83V84H155ZM160 83V82H159ZM158 83V84H159ZM162 83V82H161ZM171 83V82H170ZM183 83V82H182ZM181 83V84H182ZM16 84V83H15ZM24 84V83H23ZM33 84V83H32ZM36 84V83H35ZM43 84H44V82H43ZM46 84V83H45ZM69 84V85H70ZM78 84V85H79ZM114 84V83H113ZM124 84V83H123ZM126 84H128L129 85V82H127ZM180 84V83H179ZM10 85V86H9ZM13 85V84H12ZM17 85V84H16ZM19 85V84H18ZM25 85V84H24ZM65 85H67V84H65ZM65 85H62V86H65ZM77 85V87L79 88V86L81 85H79L78 86ZM108 85V84H107ZM112 85V84H111ZM116 85V84H115ZM117 85H119L120 86V90H119V92L121 91V93H122V90H121V88L123 87L122 86V84L120 85V84H117ZM138 85V86H137ZM136 86L137 87H140L139 86V84H137ZM182 85H184V83L182 84ZM22 86V85H21ZM46 86V85H45ZM49 86V85H48ZM82 86H84V81H83V85ZM86 86V85H85ZM101 86V85H100ZM100 86H97V88H96V86H95V88L94 89H97V91H98V89L100 88ZM113 86V85H112ZM122 86V87H121ZM143 86H144V84H143ZM147 86H150V83H149V85H147ZM174 86V85H173ZM176 86V85H175ZM179 86V85H178ZM14 87H16V86H14ZM137 87H135V88H137ZM141 87H142V84H141ZM151 87V86H150ZM149 87V88H150ZM158 87V86H157ZM19 88V87H18ZM17 88V89H18ZM21 88V87H20ZM49 88H50V86H49ZM52 88V87H51ZM54 88V87H53ZM68 88V87H67ZM75 88H76V86H75ZM89 88V87H88ZM101 88H103V87H101ZM123 88H127V85H126V87H125V85H124V87ZM144 88H146V86L144 87ZM143 87L142 88H140V89H142V91H144L145 89H144ZM162 88V87H161ZM165 88V87H164ZM175 88V87H174ZM180 88H181V86H180ZM8 89H10V88H6V90H7V92L9 91ZM13 89H15V88H13V86H12V91H13ZM63 89H65V88H63ZM128 89V88H127ZM127 89L125 90L126 91V95H127V92H129L131 89H130V87H129V89H128V91H127ZM144 89V90H143ZM151 89V88H150ZM178 89V88H177ZM32 90V89H31ZM55 90V89H54ZM70 89H68V91H69ZM71 90H72V88H71ZM79 90V89H78ZM82 90V89H81ZM84 90H87V89H85L84 88ZM83 90V91H84ZM90 90V89H89ZM124 90V89H123ZM149 90V89H148ZM161 90V89H160ZM167 90V89H166ZM179 90V89H178ZM16 91V89L13 91V93ZM26 91V90H25ZM49 91V90H48ZM52 90H50V92H51ZM58 91L59 90H57V93H58ZM66 91H67V89H66ZM73 91V90H72ZM105 91V90H104ZM114 91V90H113ZM115 91H116V88H115ZM151 92L150 93H152L153 94V92H152V89L150 90ZM21 92V91H20ZM70 92V91H69ZM69 92L67 93V97H68V94H69ZM73 92H77L76 91V89H75V91H73ZM107 92V91H106ZM118 91H116V93H117ZM132 92V94H133V90L132 91H130L129 93H131ZM166 92V91H165ZM173 92V91H172ZM25 93V92H24ZM64 93V92H63ZM102 94H104L103 92H101ZM114 93V92H113ZM145 93H147V91H145ZM149 93V92H148ZM150 93H149V95H150ZM170 93V92H169ZM174 93V92H173ZM20 93L17 91V95H19ZM21 94H22V92H21ZM20 94V95H21ZM28 94V93H27ZM74 94V93H73ZM79 94V93H78ZM82 94V93H81ZM85 95H86V93H84ZM115 94V93H114ZM122 94H124V93H122ZM122 94H121V96H122ZM156 94V93H155ZM17 95L15 94V97H16V99H19L18 101H19V103H14V105L15 106H13V105H11L12 107H14L15 108V110L18 112V111H20V113H17L16 114V111H14V108H12L13 109V114L11 113V116L9 115L10 113L8 112V110H6L7 109V107H6V109H4L5 108V105H4V103L1 101V105H0V107H2V106H4L3 107V109L4 110H6L9 114H8V116H9V118L10 119H12V117H14L15 115H16V117H14L12 120H16V122H19V123H21V121H24V120H21V121H19V119H21L22 117H25V115H26V113H27V115H26V118H27V120L30 122L31 121V123H32V118L35 116V113H37V114H40V113H38L39 111H37V109L35 108V107H33L34 108V111H35V109H36V111L35 112H33L34 113V116L31 118V120H29L30 119V117H31V115L33 114L32 113V111H29V113H28V109L25 111L23 108L21 109V107H18L17 105H19L20 103L24 106V104H25V106H26V108L29 106V103L30 104H33V102H31V101H29V102H26L27 100L26 99H29L28 98V96L26 95V94H23L22 96V99H24L25 97V101L24 100H20L21 98L19 97V98H17ZM19 95V96H20ZM24 95H26L25 97H24ZM41 95H42V93H41ZM64 95V94H63ZM75 95H77V94H75ZM87 95H88V93H87ZM106 95H108V93L106 94ZM126 95L123 97V98H125L126 97ZM157 95H159V94H157ZM34 96V95H33ZM61 96V95H60ZM66 96V95H65ZM81 96V95H80ZM83 96V95H82ZM91 96V95H90ZM89 96V97H90ZM93 96V95H92ZM91 96V97H92ZM115 96V95H114ZM119 96V95H118ZM134 97L136 100H140V102H141V99L139 98H136L137 96L135 95V94H133V95H131L130 94V96H127L128 98H126V100H124L126 103L128 102V103H137L136 102V100H134V101H131V99L129 100V98L130 97ZM161 96V95H160ZM165 96V95H164ZM2 99H5V97H4V95H3V93H2V95L0 96ZM71 97V96H70ZM75 97V96H74ZM88 97V96H87ZM95 97V96H94ZM98 97V96H97ZM103 97H104V95H103ZM117 97V96H116ZM115 97V98H116ZM132 97V98H133ZM149 97V96H148ZM156 97V95L154 96V98ZM158 97V96H157ZM33 98V97H32ZM52 98V97H51ZM113 98V97H112ZM123 98L122 99H120V98H117L118 100L117 101H119V99H120V101L122 102V100H123ZM133 98V99H134ZM150 98L152 99V95L150 96ZM67 99V98H66ZM84 99H86L85 98V96H84ZM90 99V98H89ZM89 99H88V101H89ZM108 99V98H107ZM110 99V98H109ZM128 99V100H127ZM160 99V98H159ZM38 100V99H37ZM42 100V99H41ZM48 100V99H47ZM53 100V99H52ZM111 101H112V99H110ZM116 100V99H115ZM114 100V101H115ZM17 101V100H16ZM35 102H36V100H34ZM56 101V100H55ZM75 101H76V99H75ZM90 101H93V100H91L90 99ZM105 101V100H104ZM109 101V100H108ZM116 101V102H117ZM25 102V103H24ZM34 102V103H35ZM39 102V101H38ZM48 102H50V101H48ZM72 102H74V101H72ZM87 102V101H86ZM110 102V101H109ZM140 102H138V103H140ZM143 102V101H142ZM153 103H154V100L152 101ZM26 103H28V105H26ZM44 103V102H43ZM52 103V102H51ZM92 103V102H91ZM120 103V102H119ZM150 103H151V101H150ZM123 104V103H122ZM121 104V105H122ZM142 104V103H141ZM37 105V104H36ZM39 105V104H38ZM52 105V104H51ZM91 105H93V103L91 104ZM94 105H95V102H94ZM93 105V106H94ZM129 105V104H128ZM133 105V104H132ZM131 104H130V106H129V108L131 109V110H135L136 111V109H138V106L140 107H142V105H138L137 106V104H135V105H133L132 106ZM21 106V105H20ZM22 106V107H23ZM30 106H33V105H30ZM114 106V105H113ZM134 106H137V107H134ZM144 106V105H143ZM43 107H45L46 109L47 108H50L49 106H47L46 107V104H45V106H44V104H43ZM43 107H40V108H42L43 109ZM60 107H61V105H60ZM64 107V106H63ZM119 107V106H118ZM117 107V108H118ZM133 107V108H132ZM140 107V108H141ZM144 107H146V106H144ZM18 110H17V109ZM44 108V109H45ZM55 109L57 108V107H54ZM62 108V107H61ZM114 108V107H113ZM122 108V107H121ZM124 108V107H123ZM121 109V111L123 110V111H126V110H124V109ZM128 108V109H129ZM136 108V109H135ZM147 108V107H146ZM3 109H1L0 108V110H2L3 111ZM42 110L43 112L45 111V110ZM52 109V108H51ZM47 109V111H49V113H51L52 114V116H53V120H54V117H55V115L54 114H56V110L54 111V109ZM22 110H24L25 111V113H24V111H22ZM39 110V109H38ZM72 110V109H71ZM2 111H0V115L2 116V115H5L4 117H6V114L3 112L2 113ZM59 109L57 110V113H60L61 111H59ZM65 111V110H64ZM66 111H67V108H66ZM135 111H131V112H135ZM151 111H153V110H151ZM155 111V110H154ZM43 112H41V114L43 113ZM128 112V111H127ZM158 112V111H157ZM156 112V113H157ZM31 113V115H28V114H30ZM129 113V112H128ZM146 113V112H145ZM147 113H150V112H147ZM20 114V115H19ZM22 114V115H21ZM37 114H36V116H37ZM40 114V115H41ZM47 114V113H46ZM45 114V115H46ZM62 114V113H61ZM150 114H154L153 112L152 113H150ZM168 114V113H167ZM44 115V114H43ZM49 115V114H48ZM57 115V114H56ZM66 115V113L64 112V115L63 116H65ZM170 115V114H169ZM0 116V117H1ZM8 116L5 118V120L1 117L0 119H2L3 121H5V122H7L6 121V119H8ZM50 116V115H49ZM61 116V115H60ZM57 117V119L58 120H60L61 119V117ZM62 116V117H63ZM19 117H21V118H19ZM16 118V119H15ZM25 118V119H26ZM60 118V119H59ZM64 118H66V117H64ZM150 119H151V117H149ZM148 117H147V119L148 120H150ZM23 119V118H22ZM56 119V118H55ZM33 120H34V118H33ZM48 120H51V119H48ZM61 120H62V122H61ZM60 121H58L57 122V120L55 121L54 120V122H52V121H49V122H51V124H53V130L52 129H49V125H48V121H47V119H46V122H47V124H46V122L45 121H42L41 120V127H43L42 129H39L40 128V124H39V127H38V129H31L30 128V125L29 124H27V122H26V120H25V122H22L21 124H19L18 123V126H17V123L15 122V121H13L14 123V127L12 128V129H14V130H16L15 129V127L17 126V127H20V126H25L26 127V124H27V126L29 127V129H27V130H25V136H26V138H30V143H31V146H29V147H23L22 149L19 147V146H17L18 145V143H20V142H22V140L20 139V142H17L16 140L14 141V138H12L11 137V132H10V127L8 128V126L6 127V130L8 131V133L7 132H5V134L4 135H6L7 137H9L8 139H6V136L5 137H2L1 135L2 134H0V175H1V173H3V172H5V173H7L8 174V176H7V174H5L4 173V175L2 176L3 177V179L5 180V177L8 179V181H9V187L10 188H8V186H7V188H8V190H9V192H10V190H11V192H12V189H15L16 190V187H15V181H17V179H18V175H17V172H14V170H13V168H15L14 166H16V168H15V170H17V171H19V170H24V169H26V168H24V166L25 167H28V166H30V165H34L35 166V164H37L38 166H35V168L36 169H34V170H39V169H41V170H43V172H41V170L39 171L40 173H43V175H44V178H45V182H46V184L41 188H37V187H39V186H37V184H39L38 182H37V175H35V176H33V184L35 185V186H31L32 184H30V185H27V186H31V188L32 187H34L33 188V191L36 193L37 191H40V190H42V194H45V193H47V191L48 190H51V189H49L48 188V184L50 183V174L52 173V171H51V166L49 167H47V165H49L50 164V162L52 163H54L53 165L55 166V162L54 161H61V160H63V162L65 161V160H68V161H66V162H69V160H71V162H74V160H78V157H82V158H79V160L77 161L78 162V164L80 163L79 161L80 160H82V164H83V162H84V160H86V162L88 163V161L87 160H89V162L91 161V160H93V162L95 163V161L94 160H96L95 159V151L93 150V148H92V146L91 145H89L90 147H88V148H90L89 149V151H87L88 150V148H86V144H84V143H81V141L80 140H78V139H76V140H78V142L79 143H81V144H76L77 146H76V148L74 147L73 148V145H72V149L70 150V152H72V153H70V152H68L69 151V149H70V147L68 146V143H67V141L65 142L63 139H65V137L63 138L62 137V141H59V139L58 140H56L58 137H57V135H59L60 137H61V132H60V130L61 129H63V131L64 130H66V131H68L67 133H69V131H71L72 129V131L74 132L75 130L76 131H79L78 129H77V127H71V125H69L68 127H65V126H67L66 124H67V122L64 124L63 122H65L63 119H61ZM148 120H146V121H148ZM151 120H153V119H151ZM150 120V121H151ZM38 120H36V122H37ZM150 121H148L149 123H151L152 124V122H154V120L152 121V122H150ZM28 122V123H29ZM35 122V123H36ZM39 122V121H38ZM45 122V123H44ZM55 122H57V123H55ZM59 122L62 124V125H60L59 124ZM33 123H34V121H33ZM34 123V124H35ZM149 123H147V124H149ZM2 124V121L0 120V132H3V129H4V127H3V125H1ZM23 124V125H22ZM34 124H31V127L34 125ZM37 124V123H36ZM35 124V125H36ZM44 124V125H43ZM45 124H46V126H45ZM55 124H58V126L59 127H61V129L59 130V129H57V126H55ZM69 124V123H68ZM7 125H8V123H7ZM48 125V126H47ZM150 125V124H149ZM155 127H156V125H157V123L155 122V124H153ZM5 126V125H4ZM52 126V125H51ZM78 126V125H77ZM96 126H97V124H96ZM133 126V125H132ZM138 126V125H137ZM152 126V125H151ZM158 126V125H157ZM2 127H3V129H2ZM16 127V128H17ZM27 127V128H28ZM37 127V126H36ZM45 127H46V129H45ZM47 127H48V129H47ZM56 129H55V128ZM8 128V129H7ZM52 128V127H51ZM68 128V129H67ZM69 128L71 129V130H69ZM79 128V127H78ZM152 128V127H151ZM2 129V130H1ZM21 129V128H20ZM26 129V128H25ZM75 129V130H74ZM19 130H17V132H18ZM66 131H64V134L66 133ZM10 132V133H9ZM73 132H70L69 133V136H73L74 134H73ZM77 133V132H76ZM14 133H12V135H13ZM71 134V135H70ZM9 135V136H8ZM76 135V134H75ZM75 135H74V137H75ZM16 136V135H15ZM15 136H13V137H15ZM48 136V143L47 142H45L44 140H46V137ZM45 137V138H44ZM51 137H54V139L52 140L51 139ZM10 138H12V139H10ZM22 138H23V136H22ZM41 138L43 139V140H41ZM51 139V140H50ZM66 139L68 140V138H67V136H66ZM69 139H71V140H69V141H71V143H73L74 144V142H73V140H74V138L72 139V137H70ZM6 140H9V142H7ZM14 141L13 142V144H12V142L11 141ZM18 141H19V139H17ZM61 140V139H60ZM44 141V142H43ZM47 141V140H46ZM52 141V142H51ZM68 141V142H69ZM75 141V140H74ZM84 141V140H83ZM17 142V143H16ZM43 142V143H42ZM86 142V141H85ZM15 143H16V145H15ZM27 143V142H26ZM67 143V144H66ZM10 144H12L14 147H12V145H11V147H10ZM69 144H70V142H69ZM74 144V145H75ZM82 144H84V145H86V146H83ZM23 145H24V142H23ZM55 147V150H56V152L54 151V148H52L53 146ZM79 145L80 146H82L81 147V149H82V151H80L81 149H79ZM26 146V145H25ZM95 146V145H94ZM93 146V147H94ZM78 147V148H77ZM59 148V149H58ZM84 148H86L85 150H84ZM96 148V147H95ZM58 149V150H57ZM50 150H52V151H50ZM74 150H76L77 152H75ZM84 150V151H83ZM85 151H86V153H85ZM91 151V152H90ZM50 152H52V153H50ZM75 152V153H74ZM80 152H83L84 154L82 155V153H80ZM88 152V153H87ZM90 152V153H89ZM94 152V153H93ZM98 152V151H97ZM48 153H50V155L48 154ZM78 154L79 153V155H74V154ZM100 153V152H99ZM71 154V155H70ZM72 154H73V156H75V157H73L72 156ZM81 154V155H80ZM87 154V155H86ZM33 155H35L34 157H33ZM54 155V156H53ZM83 156H84V158H83ZM96 158H97V156H96ZM14 160H16V161H14ZM17 160H22V161H17ZM31 160V162H29ZM32 160H34V161H32ZM37 160V161H36ZM39 160H42V162L40 161V162H38ZM45 161V165H44V161ZM47 160H49V163H48V161ZM52 160V161H51ZM54 160V161H53ZM14 161V162H13ZM36 161V162H35ZM76 161L74 162V163H72L73 165H75V163H76ZM58 162V163H59ZM65 162V163H66ZM71 162H69L68 164L71 166ZM40 163H42V164H40ZM57 163V164H58ZM9 164H10V166H9ZM47 164V165H46ZM60 164H61V162H60ZM68 164H66V165H68ZM86 164V163H85ZM91 164H92V162H91ZM13 165V166H12ZM17 165H19V169L17 168ZM41 167H40V166ZM50 165H52V164H50ZM64 165V167H61L64 171L66 170V166H65V164H63ZM92 165H94V164H92ZM20 166H22V168L20 169ZM59 166V165H58ZM87 166H89V163H88V165ZM45 167V168H44ZM68 168H69V166H67ZM73 169H75L73 166H71ZM77 167V166H76ZM24 168V169H23ZM44 168V169H43ZM53 168V167H52ZM58 168V167H57ZM60 168V170H62ZM31 169V168H30ZM21 170V171H22ZM28 169H26V171H27ZM32 170V169H31ZM30 170V171H31ZM45 170V171H44ZM59 170V171H60ZM76 170V169H75ZM80 170V169H79ZM3 171V172H2ZM8 171V172H7ZM64 171H61V172H64ZM69 171H71V169L69 170ZM68 171V172H69ZM77 171H78V169H77ZM76 171V172H77ZM85 171V170H84ZM29 172V171H28ZM34 171H32V173H33ZM51 172V173H50ZM75 172V171H74ZM80 172V171H79ZM30 173V172H29ZM32 173L31 174H29V175H32ZM38 173V172H37ZM73 173V172H72ZM82 172H80V174H81ZM136 173V172H135ZM25 174V173H24ZM62 174V173H61ZM76 174V173H75ZM6 175V176H5ZM58 175H60V174H58ZM74 175V174H73ZM77 175H79V173L77 174ZM137 175V174H136ZM0 176V184L2 185L3 183H2V177ZM5 176V177H4ZM19 176H21V175H19ZM24 176V175H23ZM62 176V175H61ZM69 176V175H68ZM67 176V177H68ZM10 177V178H9ZM15 177V178H14ZM17 177V178H16ZM27 177H30V176H28V173H27ZM89 177V176H88ZM22 178H24V177H22ZM25 178H26V176H25ZM57 178V177H56ZM81 178V177H80ZM79 178V179H80ZM106 178V177H105ZM137 178V177H136ZM136 178L134 177V182L136 181ZM139 178V177H138ZM87 179V178H86ZM97 179V178H96ZM140 179V178H139ZM19 180V179H18ZM25 180H27V178L25 179ZM55 180V179H54ZM57 180H59V179H57ZM62 180H64V179H62ZM82 180H84V177H83V179H81V181L80 182H82ZM90 180V179H89ZM88 180V181H89ZM138 180V179H137ZM5 181H7V180H5ZM56 181V180H55ZM87 181V182H88ZM18 182V181H17ZM30 182H32V181H30ZM41 182V181H40ZM83 182H85V181H83ZM15 183V184H14ZM56 183V182H55ZM65 183V182H64ZM63 183V184H64ZM89 183V182H88ZM133 183V182H132ZM131 183V184H132ZM19 184H20V182H19ZM24 184V183H23ZM28 184V183H27ZM41 184V183H40ZM52 184V183H51ZM68 183H66V184H64V185H67ZM130 184V186H132ZM12 185H14L13 187H12ZM22 185V184H21ZM20 185V186H21ZM54 185V184H53ZM3 186V185H2ZM0 187L1 189H5L4 187H5V185H4V187ZM19 186V187H20ZM24 186H25V184H24ZM56 187V186H55ZM133 187V186H132ZM18 188V187H17ZM22 188H25V189H28V187L26 188V187H23V185H22ZM68 189H69V187H67ZM66 188V189H67ZM129 188V187H128ZM0 189V190H1ZM21 189V188H20ZM67 189V190H68ZM70 189L72 190V189H74V187L72 188V187H70ZM69 189V190H70ZM131 189V188H130ZM23 190V189H22ZM30 190V189H29ZM67 190H65V191H67ZM75 190V189H74ZM74 190H72L73 191V193L72 194H77L78 193V191H76V192H74ZM5 191V190H4ZM31 192H32V190H31ZM33 192V193H34ZM39 192V193H40ZM54 190H53V194L51 195V193H52V190L51 191H49V193H50V195L49 196H52L53 197V195H55L54 194ZM57 192V191H56ZM60 192H62L61 190H60ZM69 192V191H68ZM6 193V192H5ZM13 193H15V194H17V192H13ZM29 193V192H28ZM32 193V194H33ZM35 193H34V195H35ZM40 193V194H41ZM70 193H71V191H70ZM69 193V195H71ZM4 194V192L2 193V195ZM10 194V193H9ZM18 194H20L19 192H18ZM18 194L16 195V196H18ZM39 194V195H40ZM74 194V195H75ZM6 195V194H5ZM4 195V196H5ZM21 195V194H20ZM66 195V194H65ZM68 195V194H67ZM9 196V195H8ZM15 196V198L18 200V198H21V196H18V197H16ZM25 196V195H24ZM32 196V195H31ZM73 196V195H72ZM78 196V195H77ZM76 196V197H77ZM29 197V196H28ZM35 197V196H34ZM55 197V196H54ZM74 197V196H73ZM12 198V197H11ZM10 198V199H11ZM14 198V197H13ZM38 198V197H37ZM1 199V198H0ZM22 201H23V199H21ZM31 200H33L32 199V197H31ZM21 201V202H22ZM13 202V201H12ZM18 202V201H17ZM40 202V201H39ZM9 203H11V201L9 202ZM19 203H20V201H19ZM1 204V203H0ZM25 205V204H24ZM39 205V204H38ZM20 206V205H19ZM41 207V206H40ZM43 209V208H42ZM41 209V210H42ZM39 211V210H38ZM40 212V211H39ZM2 231V230H1ZM77 236H75L73 239L74 240H76L77 238H76ZM73 240V241H74ZM78 241L77 242H79L80 241V243L82 244V239L80 240L79 238L77 239ZM68 243H70V240H66V242H65V245L66 244H68ZM71 244V243H70ZM60 255V254H59ZM62 255V254H61ZM66 255H68L69 256V254H66ZM61 258V257H60ZM64 258V257H63ZM69 258H71V257H69ZM69 258H68V260H69ZM65 259V258H64ZM64 259H63V261H64ZM67 259V258H66ZM60 261L61 260H59V262H58V264L60 263ZM56 263V262H55ZM69 263V262H68ZM51 264H52V262H51ZM66 264V263H65Z\"/></svg>",
	"mask_w": 264,
	"mask_h": 264
}]
</instances>
